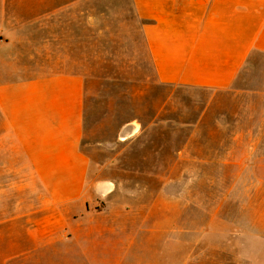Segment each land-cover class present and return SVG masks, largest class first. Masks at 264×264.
<instances>
[{"label":"crops","instance_id":"obj_1","mask_svg":"<svg viewBox=\"0 0 264 264\" xmlns=\"http://www.w3.org/2000/svg\"><path fill=\"white\" fill-rule=\"evenodd\" d=\"M129 3L144 83L264 104V0ZM94 6L0 0V264H264V123L236 121L264 105L216 113L214 95L185 123L145 95L144 118L88 139Z\"/></svg>","mask_w":264,"mask_h":264},{"label":"rangeland","instance_id":"obj_2","mask_svg":"<svg viewBox=\"0 0 264 264\" xmlns=\"http://www.w3.org/2000/svg\"><path fill=\"white\" fill-rule=\"evenodd\" d=\"M92 2L95 5L93 9L98 13L94 21L102 27L104 34L98 39L94 34L88 36V62L91 68L88 74L100 77L104 81L89 83L90 93L86 111L88 139L98 138L102 134L107 137L115 136L117 121L121 123L133 116L144 118L154 105H158L153 101H146L145 95L173 96L172 102L168 104V114L178 120L183 119L185 123L194 121L197 112L203 109V101L211 99L214 95L212 107L207 109L216 113L226 111L230 114H243L244 111L259 110L264 105L259 99L248 100L229 90H220L215 94V91L211 93L204 89L150 87L143 79L151 76L152 70L143 40L139 35V23L133 16L129 0ZM88 27L89 30H95V26ZM228 121H234L232 115H229ZM236 121L240 125L264 123V120L250 117L236 118ZM213 122L211 115L204 117L205 126L212 125ZM184 137L186 136L182 135L183 139ZM179 139V136L172 135L169 131L167 135L169 169L173 168L170 148ZM141 153L143 151L132 155L137 158Z\"/></svg>","mask_w":264,"mask_h":264}]
</instances>
